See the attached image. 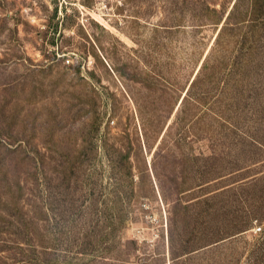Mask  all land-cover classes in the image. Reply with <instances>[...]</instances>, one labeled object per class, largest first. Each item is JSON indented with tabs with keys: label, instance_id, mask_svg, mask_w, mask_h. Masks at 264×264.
<instances>
[{
	"label": "rangeland",
	"instance_id": "374dc122",
	"mask_svg": "<svg viewBox=\"0 0 264 264\" xmlns=\"http://www.w3.org/2000/svg\"><path fill=\"white\" fill-rule=\"evenodd\" d=\"M194 1L65 0L55 14L50 0H0V196L8 200L16 180L25 192L20 214L0 204V244L5 247L0 264H29V244L22 243L21 250L14 239L23 233L28 242L30 205L40 198L47 220L39 226L63 235V244L54 251L58 264L76 261L77 243L88 242L95 249L90 264H114L113 249L120 253L130 241L140 251L155 245L162 249L170 227L177 234L185 231L179 218L172 215L170 221L168 202L152 190L150 176L142 177L148 197L128 200L122 188L113 187L103 138L109 146V135L125 130L140 137L137 104L146 117L168 114L170 98L162 96L165 86L157 73L175 77L184 86L196 72L220 25L191 18ZM230 1L215 0V6ZM248 2L242 0L244 7ZM180 9H185L184 20L174 26ZM250 24L251 15L242 11L240 40L249 30L255 41ZM148 73L153 76L149 88ZM233 137L246 135L240 129L226 140ZM149 146L154 149V137ZM151 148H142L148 167ZM193 150L210 153L205 139L194 141ZM220 154L224 165L249 152L237 145L224 147ZM229 167L203 190L183 194L181 201L195 204L215 188L217 193H236L243 182L264 173L262 164L246 170ZM134 179L136 191L141 178L134 173ZM251 202L245 204L248 209ZM261 206L264 212V203ZM204 208L194 205L190 211ZM200 224L197 230L204 229ZM262 236L264 219L255 220L236 243L240 250L244 241ZM102 249L107 253L101 254Z\"/></svg>",
	"mask_w": 264,
	"mask_h": 264
},
{
	"label": "trees",
	"instance_id": "16d2710c",
	"mask_svg": "<svg viewBox=\"0 0 264 264\" xmlns=\"http://www.w3.org/2000/svg\"><path fill=\"white\" fill-rule=\"evenodd\" d=\"M215 4V0H195L189 9L191 18L220 25L190 81L181 86L175 77L157 73L159 83L165 86L161 89L162 96L166 101L170 98L168 114L146 117L135 101L141 136L126 130L112 134L109 135V146L106 137L103 138L107 153L109 150L113 187L122 188L128 200L134 196L148 197L142 177L150 176L152 190H157L160 198L168 202L170 221L173 215L185 228L177 234L170 227L162 249L155 245L150 250L144 248L140 251L131 241L120 253L113 249L114 264H264V236L244 241L240 250L236 243V238L247 231L253 221L264 219L261 211L264 173L243 182L236 193L222 190L217 193L215 188L212 193L198 198L195 204L181 201L186 192L190 195L195 188L201 191L205 185L221 177L225 165L235 170H246L245 167L255 164L264 166V3L263 0H249L244 7L242 0H231L219 8ZM184 10L176 13L174 26L184 20ZM244 10L251 15L250 27L257 34L255 41L250 38L249 30L243 40L239 39V23ZM56 11L54 6L55 14ZM160 46L162 49L163 44ZM151 78L153 76L148 73L145 79L147 88ZM170 90L178 94L173 97L169 95ZM240 129L246 138L226 140L227 135H238ZM151 137L155 138L154 149L149 146ZM200 139L207 141L210 153L193 150V142ZM237 145L243 146L249 155L234 158L223 165L220 152L224 147ZM146 146L152 147L149 167L142 158V148ZM74 167L72 164L70 169ZM134 173L141 178L136 191ZM24 193V186L16 180L8 200L0 196V204L20 214ZM248 200L252 201L251 209L245 205ZM194 205H204L205 208L193 213L190 207ZM30 212V227L26 229L28 242L23 233L14 242L21 250L22 243L29 244V264H58L60 261L54 251L63 244L62 232H47L39 226L47 220L42 198L30 205ZM199 223L204 225L203 230L196 229ZM66 243L72 242L68 239ZM87 245L88 242L77 243L78 251L74 250L76 261L72 264L95 261L96 251L89 245L85 247ZM65 247L71 251L68 245ZM4 250V245L0 244V251ZM102 250L101 254L107 253V249ZM78 253L90 259L79 258ZM3 264L8 263L3 261Z\"/></svg>",
	"mask_w": 264,
	"mask_h": 264
},
{
	"label": "built area",
	"instance_id": "2783aa9c",
	"mask_svg": "<svg viewBox=\"0 0 264 264\" xmlns=\"http://www.w3.org/2000/svg\"><path fill=\"white\" fill-rule=\"evenodd\" d=\"M50 1H53L54 2V5L57 7L58 11L60 12V9L63 5V3H65V0H50ZM67 63L69 62V59H66L65 60ZM256 230H260V227H256L255 228Z\"/></svg>",
	"mask_w": 264,
	"mask_h": 264
}]
</instances>
